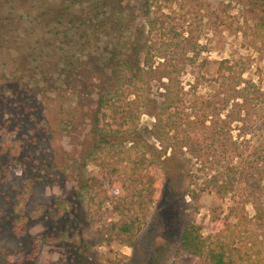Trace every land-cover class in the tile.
Listing matches in <instances>:
<instances>
[{
  "label": "rangeland",
  "instance_id": "rangeland-1",
  "mask_svg": "<svg viewBox=\"0 0 264 264\" xmlns=\"http://www.w3.org/2000/svg\"><path fill=\"white\" fill-rule=\"evenodd\" d=\"M60 1L0 0V264H206L180 249L184 228L196 223L208 236L224 222L236 221L232 205L239 207L235 213L253 220L254 205L249 200L245 212L240 210L246 201L241 195L257 197L253 202L260 199L263 208L264 195L251 196L255 188L248 183L241 195L203 192L194 201L186 195L188 179L178 175L164 182L158 168L142 166L141 148L130 149L125 133L113 143L96 141L98 95L94 85L92 93L84 85L110 70L103 59L112 42L87 34L93 30L87 20L67 35L52 32V5ZM126 3L124 17L132 35L144 26L152 63L176 72L175 80L188 92L184 99L194 98L189 83L198 72L199 96L222 91V60L229 61L224 71L231 67L264 89V0ZM76 10L91 18L97 13L87 2ZM195 54L196 62H183ZM204 59L209 61L205 67ZM73 66L79 75L71 79ZM248 90L254 98L253 88ZM144 91L126 84L117 97L127 96L126 106ZM102 112L107 128H115L111 108ZM248 117L258 114L252 111ZM153 121L140 113L136 122ZM208 135L206 130L203 137ZM247 139L246 157L254 168L246 173L254 181V133ZM222 141L213 145L212 139L205 140V151L222 150ZM193 170L198 188L223 168L196 163ZM126 220L142 227L134 237L119 231ZM250 226L260 228L256 234L264 233V220Z\"/></svg>",
  "mask_w": 264,
  "mask_h": 264
},
{
  "label": "trees",
  "instance_id": "trees-1",
  "mask_svg": "<svg viewBox=\"0 0 264 264\" xmlns=\"http://www.w3.org/2000/svg\"><path fill=\"white\" fill-rule=\"evenodd\" d=\"M84 2L92 10H97L93 18L77 12L78 6ZM126 2L127 0H61L52 5L55 15H51L50 20L55 34L61 32L67 35L74 27L78 29L87 20V27L93 26V30L87 34H97L98 41L106 36L112 42L109 56L101 58L104 64H109L110 70L96 74V82L84 85L85 91L90 93L93 92L90 87L94 85V92L98 95L93 127L96 141L113 143L120 141L125 133L122 138L131 143L130 149L141 148L138 159L142 166L158 168L164 176V182H173L178 175L188 179L186 195L194 201H198L203 192L233 196L240 193L248 183L249 188H255L251 196L256 193L263 196L264 89L253 81L244 79L243 73L232 70L231 67L224 71L223 66L229 61L222 60L218 69L222 72V91L218 94L211 93L207 98L199 96L198 87L202 75L198 72L192 76L194 82H190V89H187L191 92V88H194V98L184 99L188 92L180 81L175 80L176 72L161 71L152 63L153 53L149 39L145 38L144 26L136 31L138 34L132 35L131 25L124 17L125 10L128 9ZM262 26L264 31V23ZM198 58L195 54L183 62L191 64ZM208 63L204 59L201 64L205 67ZM103 69L106 70L105 67ZM78 75V69L73 66L69 77L72 79ZM126 84L143 87L145 91L123 106V100L127 96H117ZM154 86H157L155 92ZM249 86L256 93L254 98L249 97V94L252 95L249 93ZM200 100L203 107H199ZM105 107L111 108V116L117 125L115 128H107L105 124L106 115L102 112ZM252 111L258 114L257 118L248 117ZM140 113L153 117L154 121L151 124H138L136 121L139 120ZM206 130L209 135L204 138ZM251 133H254L255 138L254 181H250V176L246 173L249 168H254L246 157L250 146L247 136ZM207 139H212L213 145L223 140L221 146L224 148L219 151L215 149L212 153L205 151L204 141ZM157 142L160 144L157 145ZM196 163H211L220 166L223 171L206 178L205 185L197 188L198 183L193 175ZM154 183V179L148 182L150 190L154 188ZM241 196H246V201L239 205L243 212L247 201L251 200L253 203V220L243 213H235L239 207L232 205L229 209L231 215H236V221L224 222L218 231L208 236L203 234L200 225L190 223L181 234L180 249L205 259L206 264H264V233L256 234L260 228L250 226L257 219L264 220V208L259 203L260 199L259 202L258 199L253 202L257 197L250 199L249 193ZM116 208L120 210L119 206ZM118 228L129 237H134L142 229L127 220L118 225Z\"/></svg>",
  "mask_w": 264,
  "mask_h": 264
},
{
  "label": "flooded vegetation",
  "instance_id": "flooded-vegetation-1",
  "mask_svg": "<svg viewBox=\"0 0 264 264\" xmlns=\"http://www.w3.org/2000/svg\"><path fill=\"white\" fill-rule=\"evenodd\" d=\"M50 10V9H49ZM68 75H69V73H68Z\"/></svg>",
  "mask_w": 264,
  "mask_h": 264
}]
</instances>
